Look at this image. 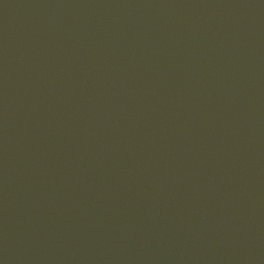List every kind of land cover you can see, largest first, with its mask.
Returning a JSON list of instances; mask_svg holds the SVG:
<instances>
[{"label": "water", "instance_id": "1", "mask_svg": "<svg viewBox=\"0 0 264 264\" xmlns=\"http://www.w3.org/2000/svg\"><path fill=\"white\" fill-rule=\"evenodd\" d=\"M0 264H264V0H0Z\"/></svg>", "mask_w": 264, "mask_h": 264}]
</instances>
